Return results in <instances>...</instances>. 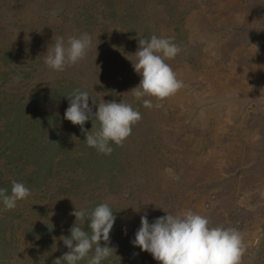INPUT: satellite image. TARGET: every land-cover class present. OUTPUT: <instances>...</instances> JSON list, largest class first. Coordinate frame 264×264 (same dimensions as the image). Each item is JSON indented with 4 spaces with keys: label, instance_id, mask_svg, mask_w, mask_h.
Returning a JSON list of instances; mask_svg holds the SVG:
<instances>
[{
    "label": "rangeland",
    "instance_id": "obj_1",
    "mask_svg": "<svg viewBox=\"0 0 264 264\" xmlns=\"http://www.w3.org/2000/svg\"><path fill=\"white\" fill-rule=\"evenodd\" d=\"M83 33L91 37L85 58L64 71L45 65L57 37ZM152 35L174 37L181 49L166 63L183 87L163 100L130 91L142 78L133 67L138 39ZM4 49L13 58L0 60V71H10L14 86L31 93L76 82L90 107L115 100L142 117L124 142L128 164L114 184L50 193L47 217L65 226L75 208L103 200L122 221L119 256L109 264H160L131 243L141 216L151 223L165 211L192 210L210 227L239 230L240 264H264V0H0Z\"/></svg>",
    "mask_w": 264,
    "mask_h": 264
},
{
    "label": "trees",
    "instance_id": "obj_2",
    "mask_svg": "<svg viewBox=\"0 0 264 264\" xmlns=\"http://www.w3.org/2000/svg\"><path fill=\"white\" fill-rule=\"evenodd\" d=\"M0 60L7 65L13 58L11 49L0 51ZM0 80V188L11 192V182L16 180L30 189V195L17 201L16 208L5 210L0 202V264H53L68 252L61 240L70 236L73 223L65 226L48 215L45 202L49 194L67 196L78 191L82 183L95 181L97 185H111L117 179L116 171L128 163L124 145H115L111 154L99 153L87 146L86 135L79 125L64 118L69 106L68 95L81 86L76 82L60 81L51 87L42 86L31 93L10 84L6 76L10 71L1 69ZM19 74L14 69L11 70ZM22 72V71H21ZM20 72V73H21ZM30 72H26L25 77ZM9 82V83H8ZM93 113L98 108L91 107ZM97 123V127L99 123ZM88 131L92 121L84 124ZM110 192L118 190L110 187ZM103 200L92 198L85 208L92 209ZM116 220L110 232L109 247L115 249L101 264L116 260L122 224L118 209L109 204ZM87 221L78 226L91 234ZM117 231V232H116ZM62 236L60 237V235ZM105 242L101 240V246ZM94 249L77 264H87ZM119 256V255H116Z\"/></svg>",
    "mask_w": 264,
    "mask_h": 264
},
{
    "label": "clouds",
    "instance_id": "obj_3",
    "mask_svg": "<svg viewBox=\"0 0 264 264\" xmlns=\"http://www.w3.org/2000/svg\"><path fill=\"white\" fill-rule=\"evenodd\" d=\"M53 15L56 12L53 11ZM174 37H158L138 39L139 47L133 63L136 73L141 75L138 86L131 89L133 96L140 99L144 96L163 100L174 95L183 87L172 67L166 60L174 59L181 51L175 44ZM91 46V37L83 33L79 37L69 36L67 42L63 37H57L49 45L44 63L54 71H64L66 66L74 65L85 58ZM264 93V88L261 89ZM69 106L64 118L79 125L84 140L89 147L99 153L111 154L114 150L110 141L122 146L123 141L131 135L132 126L141 120V114L130 104L123 102H104L98 104V110L93 113L89 106V94L74 89L68 96ZM94 103V102H93ZM143 105L152 108L151 100H144ZM155 107H161L156 104ZM92 121V129L84 128L86 121ZM99 126L97 127V123ZM11 192L0 188V202L5 210L16 208L17 201L26 199L31 193L23 183L13 180ZM167 214L149 222L147 214L141 216L139 229L135 239L131 241L142 251L149 252L160 264H240L245 251L242 234L235 227H210L209 219L192 210ZM75 217V223L70 228V236H62L63 244L68 252L53 261V264H77L84 260L94 249V255L87 259V264H101L109 258L115 249L108 246L110 232L116 216L107 203H101L92 209H81L70 213ZM80 224L87 223L91 234ZM101 240L105 242L101 246Z\"/></svg>",
    "mask_w": 264,
    "mask_h": 264
}]
</instances>
